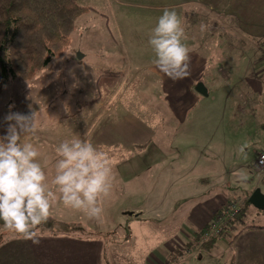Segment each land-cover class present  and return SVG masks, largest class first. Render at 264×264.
<instances>
[{"label": "rangeland", "instance_id": "rangeland-1", "mask_svg": "<svg viewBox=\"0 0 264 264\" xmlns=\"http://www.w3.org/2000/svg\"><path fill=\"white\" fill-rule=\"evenodd\" d=\"M75 1L91 10L77 19L70 46L55 56L33 79L10 80L0 89L1 122L5 123L4 118L10 111L29 114L34 110L37 113L35 135L23 139L39 148L40 162L48 173L49 184L54 171L55 148L59 143L79 137L96 144L97 133L92 126L97 122L98 112L96 115L91 102L101 96L97 80L107 70L121 72L123 76L111 94L99 101L105 105L104 108L116 105L118 101L123 102L128 91L127 85L136 77L133 89L138 92L129 89L130 94L126 95L129 96L127 106L134 111L135 116L149 125L158 124V111H161L169 127L177 122L171 111V99L165 94L160 98L158 91L161 90V82L153 74L159 69L152 63L156 57L148 43L165 9L174 10L181 17L185 29L182 42L190 49V63L196 64L189 65V74L197 78V85L202 83L210 90V96H198L199 102L194 106L197 113L201 111L199 121L208 122L213 133L217 134L215 143L223 144L232 153V166L254 164L256 155L253 151L247 152V159L237 153V148L249 136L241 129L240 114L237 111L239 104L235 105L232 99L226 97V92L230 93L235 88V78L247 70L240 59L244 52L220 47V35L212 32L214 19L206 17L212 9L218 14H224L229 9L237 11L241 0ZM246 3L247 7L251 4L248 1ZM235 19L233 21L236 22L238 19ZM219 20L223 23L229 21V18ZM197 26L201 32H210L209 35H202L204 44H201L200 51L195 43V38L200 39V31H195ZM255 41H250L254 48L246 50L249 61L259 56L262 60L264 41ZM250 43L249 46H252ZM193 52L199 56H191ZM263 69L261 63L253 67L256 73ZM187 121H192L191 112ZM220 124L227 128L231 126V137L227 131L223 133ZM173 131L166 132L170 134ZM161 132L159 128L155 129L148 147L136 149L137 153L139 150H147V153L140 152L142 156L135 153L133 158L122 149L117 151L111 148L110 141L104 142L103 148L98 144V149L110 159L115 174L111 195L102 204L104 213L100 222L57 203L51 210L47 224L36 230L38 244L0 225V264H152L151 261L154 264H230L229 242L220 238L225 232L208 250L202 247L200 240L192 239L180 244L181 249L176 248L172 252L170 249L174 242L169 240L179 230L188 227V223L180 216L181 212L161 220L156 212L150 211L151 215L148 213L149 216H144L135 211L137 208L149 209L151 205L165 202L166 186L172 181L163 175L161 158L158 157L157 150L161 151L166 143L159 137ZM251 136L260 138L255 131H252ZM168 147L173 151L171 142ZM254 150L259 152V146ZM175 164L171 163V166ZM209 164L200 162L197 170L201 172ZM215 164L216 167L220 165L218 162ZM131 170L144 172L130 180L136 182L133 185L127 184L128 172ZM118 172L123 175L120 180L117 178ZM144 177L147 184L143 183ZM50 187L55 186L50 184ZM133 187L139 189L135 194ZM187 191L189 189L185 188ZM168 196V202L174 205L182 195L170 191ZM234 202L245 204L241 199L231 203ZM154 255L161 259L152 257Z\"/></svg>", "mask_w": 264, "mask_h": 264}, {"label": "crops", "instance_id": "crops-1", "mask_svg": "<svg viewBox=\"0 0 264 264\" xmlns=\"http://www.w3.org/2000/svg\"><path fill=\"white\" fill-rule=\"evenodd\" d=\"M247 1L251 3L248 7ZM239 6L237 11L229 9L224 14L215 13L212 9L206 17L209 18L211 16L214 19L212 21L214 23L212 32L220 35L218 39L220 47H226L228 50H238L241 53L244 52L240 59L243 61L241 64L246 66L247 70L235 78V88H233V91L230 90V93L227 91L226 97L230 100L232 99L235 105L239 104L237 111L240 114L238 116H240L241 129L249 136V139L245 140V142L251 143V147L246 151H253L256 155V160L252 166H232V153L226 146H222L223 144L215 143L214 139L217 134L213 133V128L210 127L208 122L199 121L201 111L197 113L194 106L199 102L198 96L201 95L196 91L197 78L190 74L182 79L174 80L160 70L153 73L154 76H158L161 82V90L158 91L160 98L162 94H165L167 98L171 99V111L177 122L170 124V127L165 122L166 118L162 116L161 111H158L160 122L149 125L139 120L135 116L134 111H131L127 106L129 96L126 95L130 94L128 93L129 89L138 92L133 89V86H135L134 82L137 80L136 77H133L132 83L128 82V91L123 97V102L118 101L116 105H110L111 107L108 106L106 108H104L105 105L102 102L92 105L93 107L91 108L95 110L96 115L98 112L97 122L93 124L92 129L97 133L95 137L97 148L98 144H100V148H103V143L110 141L111 148L122 149L131 158H133L132 156L137 153L139 148L148 145L155 129L159 128L162 130L159 137L166 143L162 146L161 151L157 150L159 152L158 157L161 158L163 175L169 181H172L170 185L166 186L167 196L165 197V202L160 203V205H151L149 209L137 208L135 211L139 214L142 213L144 216H149L147 214H150V211L156 212L161 220L174 217L181 212L180 216L184 218L183 221L188 223V227L179 230L169 240L174 242L170 251L173 252L176 248L181 249L179 245H182L185 241L196 240L202 234V231L206 230L216 211L228 203L241 199L245 200L242 214L228 225L224 236L220 238L225 242L226 240L229 242L231 251L230 264H264V229L260 228L264 227V211L254 208L249 203L250 196L257 188H260L264 193V173L256 167L257 157L260 152L264 151V69L256 73L253 67L258 63L262 64L261 57H254L249 61L247 60L248 51H246L249 48H254L253 43H250V41H264V0H241ZM222 18H229V21H223L222 23V20H219ZM235 18L238 19L236 22L233 21ZM195 29L193 30L200 31L198 26ZM205 33L210 34L209 31H200L198 33L200 39L195 38L198 51L201 50V46L204 44L202 35ZM214 38L215 36L213 35L212 39ZM214 43L216 42L214 41ZM249 43L252 46H249ZM194 55L199 56L197 52H193L191 56ZM189 65L193 66L196 64L191 62ZM207 90V97H209L210 90ZM240 98L241 103H239ZM190 112L192 113V121L189 122L187 117ZM219 126L222 128L223 133L227 131L230 135L229 137L232 136L233 130H231V126L228 128L224 124ZM6 127L7 125L0 120V135L5 134ZM167 130L174 131L167 134ZM252 131H255L260 138H252ZM167 138L173 145V151L168 147ZM257 146L260 148L259 152L254 150ZM146 151L139 150L137 154L142 156L140 152ZM200 162L210 164L209 166H204L203 170L199 172L197 168L199 169ZM215 162L220 163V165L216 167V164L214 165ZM171 163L176 164L171 166ZM241 169L246 170L248 173V179L245 182L238 181L234 176V173ZM143 173L139 170L135 172L134 170L129 171L127 184H136L134 180L133 182L130 180L136 179ZM121 177H123L122 173L118 172L117 178L120 180ZM143 183L147 184L145 177L143 178ZM185 188H188L189 191L185 192ZM133 189L134 194L139 190L135 187ZM170 191L182 195L179 196L177 204L173 205L169 203L170 201L168 202ZM185 193H187V196H185ZM247 199L248 203H246ZM135 216L140 217L141 215L135 214ZM0 225H3L2 221H0ZM152 257L161 259V257L155 255ZM151 263L154 264L152 261Z\"/></svg>", "mask_w": 264, "mask_h": 264}, {"label": "clouds", "instance_id": "clouds-1", "mask_svg": "<svg viewBox=\"0 0 264 264\" xmlns=\"http://www.w3.org/2000/svg\"><path fill=\"white\" fill-rule=\"evenodd\" d=\"M185 29L174 10L165 9L152 30L148 43L155 53L152 63L176 80L189 74L190 49L182 41ZM7 127L0 135V221L3 227L25 240L38 244L37 229L47 224L57 203L100 222L102 206L112 192L113 165L104 152L86 139H65L55 148L54 171L50 184L40 162L41 152L24 137L35 135L37 113L10 111L4 118ZM250 142L237 148L247 159ZM245 182L246 170L234 173Z\"/></svg>", "mask_w": 264, "mask_h": 264}, {"label": "trees", "instance_id": "trees-1", "mask_svg": "<svg viewBox=\"0 0 264 264\" xmlns=\"http://www.w3.org/2000/svg\"><path fill=\"white\" fill-rule=\"evenodd\" d=\"M89 10L75 0H0V89L10 80L29 81L43 71L70 46L77 19ZM122 76L103 72L97 80L101 96L91 103L105 100ZM204 232L196 240L208 250L218 237L204 239Z\"/></svg>", "mask_w": 264, "mask_h": 264}, {"label": "built area", "instance_id": "built-area-1", "mask_svg": "<svg viewBox=\"0 0 264 264\" xmlns=\"http://www.w3.org/2000/svg\"><path fill=\"white\" fill-rule=\"evenodd\" d=\"M262 55V64L264 67V52ZM256 167L264 173V151L259 153ZM242 211L243 204L237 202L225 205L216 211L213 215L212 221L209 223L203 234V238L212 239L213 237H220V235L225 232L228 225L240 217Z\"/></svg>", "mask_w": 264, "mask_h": 264}, {"label": "water", "instance_id": "water-1", "mask_svg": "<svg viewBox=\"0 0 264 264\" xmlns=\"http://www.w3.org/2000/svg\"><path fill=\"white\" fill-rule=\"evenodd\" d=\"M196 91L202 95L207 97L208 90L204 84L200 83L196 87ZM249 203L256 209L260 211H264V193L261 191L260 188H257L249 198Z\"/></svg>", "mask_w": 264, "mask_h": 264}]
</instances>
